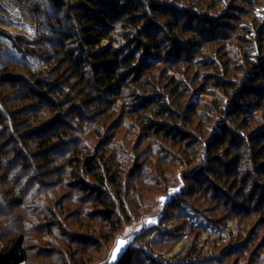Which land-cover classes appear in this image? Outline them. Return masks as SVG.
<instances>
[{"label": "trees", "instance_id": "obj_1", "mask_svg": "<svg viewBox=\"0 0 264 264\" xmlns=\"http://www.w3.org/2000/svg\"><path fill=\"white\" fill-rule=\"evenodd\" d=\"M230 1L17 0L34 14L36 37L6 32V42H0V57L12 51L10 58L0 61V133H9L13 145L1 154L18 152L24 159L19 167L5 171L29 197L25 202L24 195L15 209L8 208L10 204L2 209L0 198V264H104L118 236L157 212L158 199L167 195L171 199L165 211L172 207L180 221L174 229L217 236L210 252L204 253L209 242H197L198 233L194 247L179 256L185 257L178 264H199L208 257L220 258L218 264H264V238L259 254L250 255L264 230V11L262 17L255 13L258 6L264 8V0H233L250 10L227 9ZM235 11L243 12L247 20L233 28L237 41L229 47L225 41L230 37L216 28ZM4 20L0 18L1 27ZM199 43L217 47L202 51L196 49ZM192 45L196 52L182 55ZM153 54L156 61L143 66ZM31 55L33 63L27 60ZM137 60L145 67L141 75ZM69 76L74 84L68 82L67 88L74 93H45L46 87L55 88ZM19 81L33 90L22 92ZM11 88L15 98L9 95L5 100L2 95ZM125 91L136 106L125 109V117H135V122L125 128L122 141L118 136L123 119L113 124L102 121L108 116L106 109H115L113 99L124 101ZM41 94L54 99L47 106L49 117L40 115ZM95 97L105 100L106 109L88 137L81 123L79 130L66 116L54 118L61 124L48 128L53 114L64 113L69 105L74 111L80 108L77 98L92 105ZM207 97L213 99L208 103ZM230 118H235L234 127L227 123ZM143 142L148 143L145 152L140 148ZM69 143L74 147L65 154L63 167L57 168L55 150ZM31 159L42 175L26 172L32 169ZM244 160L250 165L242 169ZM138 170L141 179L135 181ZM55 174L60 193L57 189L56 196L48 195L50 185L36 178ZM199 176L202 189H217L214 194L206 191L202 199L230 207L231 216L225 220L235 221L236 230L227 231L225 226L209 230L213 222L193 226L191 214H176L178 204H190L191 212L199 213L185 198L197 193L180 187L182 181ZM74 191L78 194L72 195ZM71 218L78 231L68 227ZM158 223L146 226V231L157 229ZM138 234L115 264H134L137 257H145ZM177 258L145 259L148 264H172Z\"/></svg>", "mask_w": 264, "mask_h": 264}, {"label": "rangeland", "instance_id": "obj_2", "mask_svg": "<svg viewBox=\"0 0 264 264\" xmlns=\"http://www.w3.org/2000/svg\"><path fill=\"white\" fill-rule=\"evenodd\" d=\"M0 4H1L0 8L2 9V13H0V18H5V20L3 21L2 27L0 26V33H1L0 34V42H2V40L3 41L6 40V39H4V38H7L5 36L6 32H8L11 36H24V35H26L31 39H34L36 37V27H37L36 23H37V21H35L34 14L31 13L29 8H27V7L22 8L21 3H18L17 0H1ZM25 6H27V5H25ZM229 6H233L234 8H239L240 10H250V6H248L247 4H244L243 2H240V1L234 3V1L231 0L229 2V4L227 3V9L231 8ZM263 11H264V8L262 6H258L255 10L256 16L262 17ZM229 14L230 15H228L222 23L218 24L216 31H217V33L223 35L224 37L225 36H227L228 38L230 37V39L225 41V45L227 46V43H228L229 44L228 46L231 47V46H235V41H237L235 38L236 35H234L235 33H233V28L234 27L236 28V26H237L236 24L241 23L242 21H245L247 19L245 18V15H243V12L241 13L240 11L236 12L235 13L236 15H233V13H229ZM228 24H230V25H228ZM248 25L250 26V24H248ZM225 27H228L229 29L226 30ZM207 36L209 38L208 33L206 34V37ZM248 36L251 37L250 34ZM58 40L57 41L55 40L56 42L54 41V43H53V44H55L54 45L55 47H59V44H56L59 42ZM5 42L6 41L2 42L1 44H4ZM8 42H10V39H8ZM211 44L212 43H209L208 45H206L205 43H203V45H202L199 43V45H200L199 48H196L193 45L187 46L186 48L183 49L182 55L194 54L196 52V51H194V48L204 51V50H208L210 47L213 49L217 47L216 45H211ZM12 45L13 44L9 43L10 49H12V47H13ZM49 46H52V44ZM43 48H46V46L44 45ZM0 51H3V50H0ZM9 52H12V51H9ZM9 52H7L6 55H4L3 57L1 56L0 61H6L7 58H10ZM25 52L26 51H23V53H22L23 57L25 56L24 55ZM14 58H15V56H14ZM148 59H149V62L146 63V65L142 61L140 62V60H137V63H135V66L137 68H139V70H140V75L143 72V69H145V67H147L148 65H150L154 61H156V57L154 56V54L151 58H148ZM15 60H17V58ZM23 60H25V59H23ZM27 60H28V62L33 63L34 57L31 55V57ZM142 63H143V66H145V67L141 66ZM162 68H163V66H162ZM231 68H233V67L231 66ZM61 71H63V73L66 72V70H64V69H62ZM65 74L66 73H64V75ZM54 78L56 79V77H54ZM66 80L64 81L65 83H61L59 85H56L55 88L53 86L49 85L50 87L49 86L46 87V89H48V88L49 89L48 90L45 89L46 90L45 93L53 92L55 96H57V94H59L61 90L65 91L66 93H74L73 89L67 88L68 82L74 84V79H72V76H71V78L69 76V77H67ZM58 82H60V81H58ZM18 84L20 85L19 89L23 88L22 92H28L29 90H31V91L33 90V86L30 85L27 88L26 84L21 82V81H19ZM52 84H54V83H52ZM12 89L13 88H11L8 91H5L3 93L2 96H3V98H5V100L9 95H10L9 98L11 100L13 98H15L12 96V94H10L12 92L10 90H12ZM129 94H130V92H129ZM41 96H42L44 101H43L42 105L38 107L39 112H41L40 115L41 114L42 115L47 114V117H49L47 106L54 99H52L51 97H48L47 95L45 97L43 94H41ZM75 97H76V95H75ZM92 97H93V95H92ZM90 98L91 97H87V98L85 97L86 100H88ZM212 99H213L212 97L211 98L210 97L205 98V100H207L208 103ZM80 100H81L80 98L79 99L77 98L78 102H76V104L80 105V108L77 111H74L75 110L73 108L74 105H69V106H66L64 113H63V111H61L62 113H56L55 115L53 114L50 117V118H52V122L50 124V127H48V128L56 127L57 124H61L60 122H62V121H59V119L54 121L55 120L54 118H57L58 116H66V117H68L69 120L70 119L72 121L74 120L75 125H77L76 127L79 130H81V125H83L84 128H86V133L84 132L83 134H84V136L88 137V135L90 133L91 125L94 124V122H96L95 124H97L98 120H101L102 116L99 114L101 113V111L106 109L102 104V102L105 100L103 99L101 101L100 97H95V99H94L95 104H92V105L89 104L90 101L86 102L83 100L84 101V103H83ZM112 102H113V104H115V109L114 110L106 109V110H108L107 111L108 116L102 121V123H106V121H108V123L113 124L114 122L118 123V121H121V119H123V121L125 122V126H122L124 123H120V128H121V126H122V128L119 131L118 139L124 141V137L128 131L125 128L128 127L129 129H131L132 128V126H130L131 121L135 122V117H134V119L132 118V120H129V118L125 117V111L128 110V108L133 109L134 108L133 106L134 105L136 106V103L132 102L130 100V97H128L127 92H126V96L124 97V101L116 102L115 99H113ZM108 103H109V101H108ZM132 104H133V106H132ZM9 106L11 108H13V104L9 105ZM141 107L142 106H140L138 109H140ZM4 109H8V107L5 106ZM236 114H234V115H236ZM77 119L80 122L79 121L77 122ZM217 121H218V119H217ZM80 123H81V125H80ZM227 123H228V125L234 127L235 118H230L229 120H227ZM1 130L2 129H0V131ZM22 133H24V132H22ZM10 135H11V133H10ZM1 136L3 138H1ZM84 136L82 135V137H84ZM129 136H131L132 139L135 140V134L133 132H130ZM10 139L12 140V137L9 136V133H6L5 135H2L0 133V147L2 146V148H0V166H1L0 167V198L2 200L1 199L0 200H1V204L2 203L4 204V207L0 204V207L2 206L1 207L2 209H5L9 204L10 205L8 206V208L15 209L17 207L16 205H18L17 202H19L21 199H23L24 195H25V202L28 200V197H29V195H28V197L26 195V194H28L26 192V190L23 191L22 189H20L21 187H18L15 183H12L13 182L12 177L7 175V173H8L7 171L10 168L19 167L18 163L22 165L23 160H24L21 156H19L18 152H15L12 154H6L4 156H3V154H1L4 152L6 153L7 150L11 151L13 145L11 144ZM136 140H137V138H136ZM114 143H115V141H114ZM114 143H113L112 147H114ZM147 146H148V143L143 142L142 146L140 147L141 152H145V150L147 149L146 148ZM73 147H74V145L69 143V144L62 145L61 147H59L55 150L54 157H55V159H58L57 161H59L58 166H56L57 168L63 167L64 159H65L64 156H65V154H67V151L71 150ZM3 149H4V151H3ZM5 149H6V151H5ZM244 152L245 151L243 149V154H244ZM143 156H141V157H143ZM144 159L147 160V157H145ZM248 160H249V158H248ZM1 162H3V164H2L3 167L1 165ZM15 164H16V166H15ZM229 164L230 163H228L227 165H229ZM240 165H241L242 169H245V167L250 165V163H248L247 160H244ZM30 166L32 167V169H29L26 172H30V174L33 175V177L37 176L39 170H38L37 165L35 164L34 159L30 160ZM215 166L220 167V164L215 163ZM22 168L25 170L26 166H22ZM5 170H7V171H5ZM225 170H227V169H225ZM39 172L41 175L43 174V173H41V171H39ZM206 174H207V172H204V174L202 173L203 176L204 175L206 176ZM211 178L216 182L217 178H214L213 176H211ZM211 178H209V179H211ZM41 179L45 182V184L50 185L49 186L50 191H49L48 195L55 194V196H56V190L57 189H58L57 195L60 193L59 192V184H58V181H60V180H59V178H57V174H55L51 177L49 175H47V176L43 175L42 178H40L38 175V177L36 178V180L38 182L41 181ZM133 179L135 181H139L141 179V173L139 170H138L137 174H134ZM202 179H203V177H201V176H199L200 181L196 177H192L186 183L182 181V183L180 185L181 189L184 191L186 190V191H191V192L197 193L196 195H194L192 197L186 196L185 198L191 204H195L197 206V208H198L197 210H199V213H192L191 212L192 207L190 204H188L186 206L185 205L181 206L180 204H178V205H176L177 206L176 207L177 211H175L176 214H185V215L191 214L190 215L191 219H193V221H194L193 226L195 224H198L196 222H199L200 224H202L203 226L206 227L208 222H213V223L209 224V227L207 226L209 230H211L214 227L220 228L223 226H225L227 228V231H228V229L229 230H236V222L235 221H226L225 220L226 218H228V216H231L230 215L231 214L230 207L228 208L227 206H225V204H221V203L218 205H215L214 203L216 201H213L212 203H207V199L206 200L202 199L204 195L208 194V193H206V191L209 190L208 192L210 194H214L217 191L216 188H212V187L210 188L209 186L206 187L205 190L202 189V187L200 186L202 184L201 183ZM55 182H57V183L55 184ZM198 182H200V183H198ZM249 187H250V185H249ZM176 190H177V188H176ZM176 190H174L173 192H176ZM76 194H78V193H76L75 191L72 192V195H76ZM161 198L162 197H160L158 199V202L160 204V208L157 212L155 211L156 209L153 210L152 214L148 215L147 217H145L143 219L136 221L133 225L128 226L118 236V238L115 241L114 246L112 247V249L110 250V252L108 253V255L106 257V261L104 262V264H115L118 261V259L120 258V256L124 253V251L127 250L128 246L133 244V239H134L133 237L137 233H139L138 235L140 236L137 239L138 246H140L141 250L145 251V252H142V255H144L145 257L144 258H142L140 256L137 257L135 259L134 264H140L139 260L142 262V264H148V263H146L147 261L145 258H148L150 256H152V258H156V259L158 256L160 261L164 260V262H167V261L173 262L174 257L177 258L179 256H182V254H184V252L187 253L192 247H194L195 240H196L195 238L198 237L197 236L198 233H199L200 237H199V240H197V242L203 243V242H205L206 239L207 240L205 243L209 242V247L208 246L203 247V248H205L203 252L204 253L210 252L211 244L216 241L217 236L213 235V236L209 237L207 234H203V233L200 234V232H196V233L191 232L190 231L191 229L189 227H188L189 230L187 229L186 231H183V232H179L178 229H174L176 227V224L179 223L180 221L176 220L177 215H175V213H173L172 207H169L168 210L165 211V209H166L165 207H166L167 203L169 202V200L171 199V197H170V195H167V196H163L164 199H161ZM259 201L260 200H256L255 207L256 206L259 207V205H258V204H260ZM158 202H156V203H158ZM263 208H264V204H263ZM77 210H80L79 206H78ZM203 212H206V213H203ZM58 213H59V211H58ZM158 216H161V218H162L161 221H159V223H158V221H156ZM207 217L211 218V220L208 219ZM258 217H260V216H257V218ZM68 218H70V217H68ZM257 218L253 221L256 222ZM75 221L76 220H74V218H71V220L68 224V227H72L75 231H78L77 230L78 228H76V225H75ZM154 222H155V224L158 223L157 227H156L157 229H155V230L152 229V230L146 231V226H148V225L151 226ZM180 224H182V223H180ZM254 229H255V227L252 229L251 234H253ZM85 230L86 229L82 230L83 234H86ZM143 232H144V234H143ZM257 238H256V241L253 245V248L250 251V255H255L257 253L259 254V251L261 250L260 247L262 245L261 239L264 238V230L261 231V233L259 234V236H257ZM120 241H123L124 243L121 244L119 250L116 251L117 245ZM75 248L77 249L78 247L76 246ZM114 251H115V257L113 256ZM209 254H211V253H208V255ZM183 257H185V256H183ZM183 257L182 258L179 257L180 260L177 258L176 262L172 263V264H178L181 260H183ZM204 257H202V258H204ZM204 259L205 260L199 264H218L220 258L208 257V258H204ZM157 262L159 263V261H157ZM159 264H162V263H159Z\"/></svg>", "mask_w": 264, "mask_h": 264}, {"label": "snow or ice", "instance_id": "obj_3", "mask_svg": "<svg viewBox=\"0 0 264 264\" xmlns=\"http://www.w3.org/2000/svg\"><path fill=\"white\" fill-rule=\"evenodd\" d=\"M161 199H164V198L162 197ZM123 243H124L123 241H120V242L118 243L116 251L119 250L120 245L123 244ZM113 256L115 257V251H114V253H113Z\"/></svg>", "mask_w": 264, "mask_h": 264}]
</instances>
